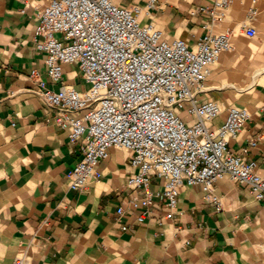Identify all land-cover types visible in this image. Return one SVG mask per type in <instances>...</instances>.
Returning <instances> with one entry per match:
<instances>
[{
	"label": "crops",
	"instance_id": "0c3cea01",
	"mask_svg": "<svg viewBox=\"0 0 264 264\" xmlns=\"http://www.w3.org/2000/svg\"><path fill=\"white\" fill-rule=\"evenodd\" d=\"M151 1L116 0L142 7L144 22H153L169 41L194 46L209 32V20L197 10L212 0H155L149 9ZM50 2L0 0V264L21 257L25 264H264V202L240 181L215 184L221 211L205 200L199 185L184 184L169 219L166 200L154 195L163 180L152 179L153 201L146 203L143 190L128 187V178L139 172L130 164L131 152L112 148L86 189L69 187L84 142L71 143L30 78L39 70L50 89L61 87L46 72L47 53L36 49L42 40L36 37L39 15ZM254 6L258 15L251 25L264 33V0H236L227 19L211 28L230 32L234 51L210 68L203 99L223 107L212 129L231 107L249 110L231 151L257 162L264 174V42L249 50L247 40L257 37L241 29ZM63 84L82 93L89 88L76 65L64 66Z\"/></svg>",
	"mask_w": 264,
	"mask_h": 264
},
{
	"label": "built area",
	"instance_id": "2783aa9c",
	"mask_svg": "<svg viewBox=\"0 0 264 264\" xmlns=\"http://www.w3.org/2000/svg\"><path fill=\"white\" fill-rule=\"evenodd\" d=\"M235 1L212 0L200 6L197 13L209 20L210 28L190 46L181 39L167 40L153 22H144L139 5L51 0L39 15L36 37L42 40L36 49L47 53L46 72L61 87L50 89L39 70L30 78L71 143L84 142L83 158L68 175L71 189H86L98 176L99 163L117 148L131 152L130 164L139 172L128 178V187L143 190L146 203L153 201L148 191L152 179L163 180L154 195L166 200L169 219L184 184L199 185L217 211L222 202L214 187L227 178L247 184L255 199L264 202V174L258 163L234 155L230 145L251 118L249 110L231 107L225 121L212 129L223 107L203 99L210 68L234 51L231 33L211 28L227 19ZM154 4L152 0L148 8ZM257 15L254 6L241 26L247 37L257 36L251 25ZM66 65H76L82 72L89 85L86 92L63 84ZM257 144L258 139L250 141L252 147ZM136 208L134 204L132 209ZM117 213L123 217L126 211L120 208ZM25 262L21 257L14 264Z\"/></svg>",
	"mask_w": 264,
	"mask_h": 264
},
{
	"label": "rangeland",
	"instance_id": "374dc122",
	"mask_svg": "<svg viewBox=\"0 0 264 264\" xmlns=\"http://www.w3.org/2000/svg\"><path fill=\"white\" fill-rule=\"evenodd\" d=\"M257 38L256 39H253V40H247L246 42V47L249 49V50H252V51H257L258 48H260L261 46V43L264 42V33L258 31L257 33ZM73 68H76L75 66ZM87 85V84H86ZM89 87V85H87V88Z\"/></svg>",
	"mask_w": 264,
	"mask_h": 264
}]
</instances>
